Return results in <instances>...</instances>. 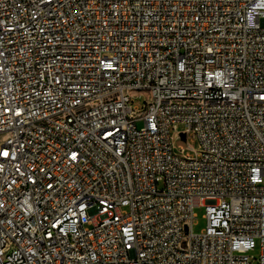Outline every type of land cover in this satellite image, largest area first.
<instances>
[{
  "label": "built area",
  "instance_id": "obj_1",
  "mask_svg": "<svg viewBox=\"0 0 264 264\" xmlns=\"http://www.w3.org/2000/svg\"><path fill=\"white\" fill-rule=\"evenodd\" d=\"M0 264H264V0H0Z\"/></svg>",
  "mask_w": 264,
  "mask_h": 264
},
{
  "label": "rangeland",
  "instance_id": "obj_2",
  "mask_svg": "<svg viewBox=\"0 0 264 264\" xmlns=\"http://www.w3.org/2000/svg\"><path fill=\"white\" fill-rule=\"evenodd\" d=\"M143 99H140L138 102H134L133 104H136V103H140V101H142ZM137 126L138 127H141V123H137ZM178 128L179 130L183 129V126L182 125H178ZM179 144L180 145H183V146H186V142L184 141H179ZM193 144V143H191ZM194 213H195V216L196 218L194 219V225H193V232L194 233H200L205 225L204 223V218H203V214H204V211L202 208H195L194 210ZM259 250L256 248L253 252H251V256L253 257H256L258 258L259 257Z\"/></svg>",
  "mask_w": 264,
  "mask_h": 264
}]
</instances>
